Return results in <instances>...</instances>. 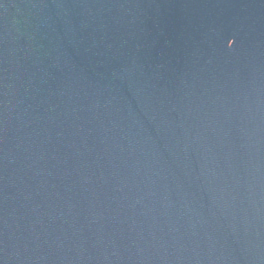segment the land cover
Wrapping results in <instances>:
<instances>
[{
	"label": "water",
	"instance_id": "water-1",
	"mask_svg": "<svg viewBox=\"0 0 264 264\" xmlns=\"http://www.w3.org/2000/svg\"><path fill=\"white\" fill-rule=\"evenodd\" d=\"M0 264H264V0H0Z\"/></svg>",
	"mask_w": 264,
	"mask_h": 264
}]
</instances>
